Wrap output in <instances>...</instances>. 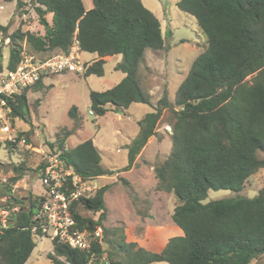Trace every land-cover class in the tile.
Masks as SVG:
<instances>
[{
	"label": "trees",
	"instance_id": "trees-1",
	"mask_svg": "<svg viewBox=\"0 0 264 264\" xmlns=\"http://www.w3.org/2000/svg\"><path fill=\"white\" fill-rule=\"evenodd\" d=\"M25 4L34 6L45 32L17 28L9 33L10 25L0 22V35L12 41L8 68L19 63L24 41L44 57L68 52L77 39L80 51L99 56L91 64L85 62V76L104 75L105 57L122 55L116 69L125 77L111 88L90 93L95 114H106L109 105L125 110L134 102L151 103L141 86L139 66L148 49L162 50L165 42L160 20L142 0H93L88 10L83 0H17L19 9ZM177 5L197 19L207 38L206 49L180 83L175 101L165 89L154 109L138 122L139 133L128 149L129 163L118 173L131 169L150 137L157 135L158 124L169 109L173 145L169 156L155 166L156 190L176 195L172 220L183 234L170 237L161 251L120 241L114 251L105 248L109 231L104 224L108 217L105 196L111 186L105 184L94 195L80 197L71 208L80 226L103 227L102 241L87 251L53 239L47 257L54 264H251L264 255V186L254 197L203 202L210 189L242 190L264 168L260 155L264 153V0H179ZM43 79L6 97L13 121L28 119V92L41 89ZM70 115L78 118L75 106ZM72 132L64 126L56 133L57 145L65 148L66 163L83 180L113 175L115 170L103 167L92 139L73 148L66 146ZM21 136L30 141L29 132L20 131ZM16 145L0 142V149L6 146L12 154ZM45 164L42 160L36 168L41 177ZM4 166L0 158V170ZM30 169L25 160L13 165L14 175L0 185L1 208L17 206L12 185ZM44 198L30 193L27 204L9 213L7 226L0 227V264L27 262L36 247L30 227Z\"/></svg>",
	"mask_w": 264,
	"mask_h": 264
},
{
	"label": "rangeland",
	"instance_id": "rangeland-1",
	"mask_svg": "<svg viewBox=\"0 0 264 264\" xmlns=\"http://www.w3.org/2000/svg\"><path fill=\"white\" fill-rule=\"evenodd\" d=\"M178 1L142 0L160 20L165 42L162 50L148 49L139 66L141 86L151 96V103L134 102L125 110L109 105L110 110L104 115H97L92 110L91 91L111 88L125 77L122 70L116 69L122 60L121 54L106 59L102 76L60 72L49 76L41 89L28 92V119L18 117L14 125L19 131L29 132L33 149L16 145L18 148L12 154L6 146L0 149V158L5 163L0 170V185L9 182V178L14 175V164L25 160L32 169L12 185V195L18 199L13 204L17 206L12 209L0 207V220H6L9 213L18 209L20 204H27L30 193L41 195L45 192L41 172L36 170L43 159L41 151L58 146L56 133L67 126L73 130L67 140L68 148L92 139L101 152L103 167L115 170L113 175L99 177L96 182L98 187L111 185L105 196L108 217L104 224L109 230L107 241L103 244L105 248L114 251V245L120 241L125 244L135 242L136 248L141 246L151 251H161L170 237L183 234L172 220L174 207L178 203L176 195L156 190L158 179L155 166L169 156L173 145L170 136L172 131L165 130L172 116L169 109L164 111L156 137L146 144L131 169L118 173L129 163L128 149L139 133L138 122L154 109L165 89L170 100L175 101L180 83L188 75L194 60L206 49L207 38L197 19L181 10ZM83 2L86 8L93 7V0ZM47 17L51 19L50 14ZM0 22L10 25L9 33L17 28L45 32L34 6L25 4L19 9L17 0H0ZM11 45L9 36L0 35V65L3 69L7 67ZM24 48L30 50L26 41L22 42ZM80 56L90 64L99 58L96 53L85 51ZM74 106L77 108V119L70 115ZM51 142L54 143L53 147ZM260 155L264 157V153ZM263 186L264 168L251 176L242 190L210 189L203 202L238 195L254 197ZM86 213L93 215L91 212ZM93 216L97 218L99 213ZM52 250L51 238L36 237V247L25 264H54L47 257V253ZM151 264L171 263L161 261ZM251 264H264V255Z\"/></svg>",
	"mask_w": 264,
	"mask_h": 264
},
{
	"label": "built area",
	"instance_id": "built-area-1",
	"mask_svg": "<svg viewBox=\"0 0 264 264\" xmlns=\"http://www.w3.org/2000/svg\"><path fill=\"white\" fill-rule=\"evenodd\" d=\"M78 40L75 39L66 53L41 56L27 48L21 50V58L15 68L0 70V142L11 141L20 146L33 149L25 136L14 125L6 97H14L25 87L37 83L41 78L60 72H85V62L79 54ZM92 113V112H91ZM166 131H172L171 125H165ZM65 148L54 146L42 149L45 168L42 182L45 196L30 227L38 238L49 237L70 245L72 248L91 251L96 241H102V226L91 229L80 226L76 220L72 205L80 197H90L97 190L95 180H83L63 158ZM7 226V219L0 220V227Z\"/></svg>",
	"mask_w": 264,
	"mask_h": 264
},
{
	"label": "crops",
	"instance_id": "crops-1",
	"mask_svg": "<svg viewBox=\"0 0 264 264\" xmlns=\"http://www.w3.org/2000/svg\"><path fill=\"white\" fill-rule=\"evenodd\" d=\"M91 7H88V8H86L87 10L88 9H90ZM82 51H80V49H79V54L81 53ZM96 55H98V54H96ZM81 57V56H80ZM109 56H106L105 58L107 59ZM49 76H51V75H49ZM49 76H46V77H44V79H43V82L45 83V81H46V79L49 77ZM154 137H156V135H153L152 137H150V139H149V141H148V143L151 141V140H153L154 139ZM66 146H67V143H66ZM68 147V146H67ZM104 176V175H103ZM103 176H100V178L101 177H103ZM99 177H97L96 179H94L95 180V183L97 182V179H98Z\"/></svg>",
	"mask_w": 264,
	"mask_h": 264
}]
</instances>
